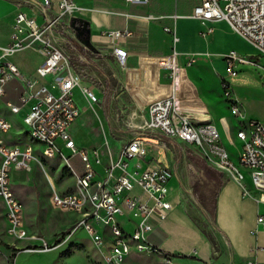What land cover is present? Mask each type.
Listing matches in <instances>:
<instances>
[{"label": "built area", "instance_id": "1", "mask_svg": "<svg viewBox=\"0 0 264 264\" xmlns=\"http://www.w3.org/2000/svg\"><path fill=\"white\" fill-rule=\"evenodd\" d=\"M34 5L42 15V22L21 10L12 26L11 43L0 47L3 52L0 97L5 94L7 84L17 80L25 86L21 105H8L13 113H19L23 105L29 106L23 117L30 137L27 144L7 143L1 138L11 130L12 123L0 116V200L5 207L8 235L17 239L28 237L24 205L12 184V173L27 171L34 163L43 165L45 160L57 158L72 173L75 185L66 192L54 189L50 201L55 208L78 216L76 228H84L89 233L107 264H123L133 250L161 253L158 246L150 243L149 236L154 230L153 220H164L171 209L167 198L169 183L180 163H175L174 170L162 164L143 166L150 136L180 140L193 147L214 169L230 176L240 186L243 197L252 195L246 183L248 174L254 192L264 202V117L248 121L237 132L243 144L238 159L234 160L218 126L204 120L197 107L195 87L186 67L178 60L180 39L175 27L165 28L173 36L169 53L139 56L136 66H129L127 52L116 46L120 39L130 37L131 32L123 29L103 33L115 46L113 54L124 71L126 89L133 93L137 90L135 93L146 102L135 127L141 135L123 144L107 164L103 147L79 145L71 127L81 115L75 101L81 80L71 64V50L59 41L58 34L63 20H71L85 9L75 0H37ZM191 16L199 20L204 40L212 35L214 23L225 21L234 33L253 45L258 58L235 49L224 53L226 72L236 76L243 66H260L264 85V60L259 61L264 59V0H200ZM26 49L36 51L43 58L36 74L47 81L29 77L8 59ZM197 56L190 54L188 65L195 63ZM224 89L231 99L229 82ZM83 92L89 101H98L90 87L86 86ZM231 113L242 116L237 102L231 106ZM135 190L140 193L136 194ZM119 216H128L135 226L126 229L119 222ZM257 223L264 228V215L258 217ZM245 264L264 263L248 261Z\"/></svg>", "mask_w": 264, "mask_h": 264}, {"label": "crops", "instance_id": "2", "mask_svg": "<svg viewBox=\"0 0 264 264\" xmlns=\"http://www.w3.org/2000/svg\"><path fill=\"white\" fill-rule=\"evenodd\" d=\"M36 1L0 0V47H7L11 43L10 35L12 26L15 23L17 14L21 10H24L32 17H36L37 20L42 18L38 8L34 5ZM77 2L85 10L76 13L73 17L77 18V22H88L90 39L92 40L94 48L101 53L111 54L115 58L113 54L115 46L110 44L103 36L104 32L123 29H128L131 32L130 37L120 39L116 44V46H119L127 52V64L129 66H136L139 56H162L168 54L173 43V36L166 32L165 28L175 27L180 39L177 44V50L180 52L178 60L181 66L186 67L187 75L195 87L196 94L204 104L205 108L200 104V101L197 102V107L203 113L202 118L212 121L218 126L223 143L233 159H238L243 142L238 138L237 132L246 126L243 128L240 125L236 131V139L239 142V147L233 152L224 140V133L227 134L228 142L234 143L231 130L239 125L236 119L237 117L241 118V116H235L231 113V117L226 112L224 114L227 117L222 116V114L217 116L212 112L213 108L211 104L206 101L211 109L209 110L206 103H204V99H202L203 97H201L197 82L194 81L196 78L192 76V71H197L202 67L204 69L206 68L205 66H201V64L206 65L205 56L212 58L217 54L215 46L218 38V29L221 25H224L220 21L219 23H214V31L208 40H204L201 37V24L199 20L191 16L193 8L200 3V0H149L148 2L134 3L127 2L126 0H77ZM149 15H152V17H149ZM230 31H232L231 28ZM193 53L198 54L196 61L192 65H188L189 55ZM2 54L3 52L0 49V56ZM201 56L202 58H199ZM247 56L258 58L257 53ZM8 59L15 63L24 74L31 78H39L36 74V68L42 63L43 58L36 51L26 49L9 56ZM263 60V58H259L260 62H263ZM198 61L200 62V66L197 64ZM222 61L226 68L223 57ZM249 67H252L254 71L256 70V67L253 66H243L239 73L248 70ZM234 77H238V74ZM39 79L41 82L48 80L46 78ZM162 80H165V75H162ZM259 84H261V91L264 94L262 72L261 82ZM24 89V84L13 80L7 84L5 94L0 97V116L8 119L12 123L11 130L1 136L7 143L27 144L30 141L27 132L28 129L23 122V117L27 114L29 106L23 105L19 113H13L8 105V103L21 105L20 99L25 92ZM135 92L138 91L135 90L134 93L128 91L141 112L145 108L146 102ZM228 99L230 100V108L235 102L239 105L233 95L231 99ZM229 118L234 120L233 124L230 123ZM16 131L18 134L15 139L13 132ZM71 131L75 140L81 146H98L92 144L93 139L95 141L102 139L101 135H98L97 138L91 136L95 131L91 133L90 138L87 137L86 125L79 118L73 123ZM9 134L11 135V141L6 140V136ZM147 139L149 141L147 143L148 152L145 156L146 161L143 163V166L155 164L167 166L169 157L162 148L158 147V140L153 137H147ZM168 140L193 148L180 140ZM116 155L117 153L114 156ZM199 156L201 158L197 157L190 164L189 173L190 175L193 173L192 175L203 177L200 194L204 198L208 210L214 207V213H210L199 202V195L196 192L195 195L188 194L189 189H191L190 186L192 189L194 186L189 180L186 181L182 177L180 171L181 166L179 165V168L175 169V176L169 183L167 198L171 203V209L164 220H153L154 230L149 236L150 243L158 246L161 253L145 254L133 250L125 262L131 256L138 257L139 254H145L146 256H155L159 259L165 258L170 264H245L248 261L264 263V228L257 223L258 217L264 215V202L260 201L259 194L254 192L249 175L247 174L246 183L252 195L243 197L240 186L230 176L226 174L227 179L224 180L223 175L225 173L223 174L212 166H208L205 159L201 155ZM110 158L105 156L104 161L106 164L110 161ZM53 160H57V158L50 159V161ZM201 162L215 171V178L212 179L205 173L204 165ZM175 163L173 161V164L167 167L174 170L173 166ZM21 172L23 171H14L13 173ZM73 188L74 186L71 189L68 188L60 192H66ZM135 193L139 194L140 192L139 190H135ZM198 205L207 213L208 219L213 222V226L217 231L216 239L219 241L221 251L216 252V256H214L213 252V242H211L208 235L201 229L198 223L199 221L193 217V207ZM74 216L78 219L77 215ZM118 220L126 229H132L135 226L134 222H130L128 216H119Z\"/></svg>", "mask_w": 264, "mask_h": 264}, {"label": "rangeland", "instance_id": "3", "mask_svg": "<svg viewBox=\"0 0 264 264\" xmlns=\"http://www.w3.org/2000/svg\"><path fill=\"white\" fill-rule=\"evenodd\" d=\"M77 2V0H75ZM78 3V2H77ZM86 3V2H85ZM42 22V18L38 20ZM219 23V22H218ZM216 42L217 54L209 58L205 56L206 68L192 71L197 82L201 97L212 106V112L217 116H231L230 100L224 94L225 85L230 83L234 98L242 110V116L237 117L238 124L231 130L234 143L228 142L227 134L224 140L233 152L239 147L236 131L240 125L244 128L250 119H262L264 113V94L261 91V67H252L238 74V77L228 75L222 56L230 49H236L247 55L257 53V49L237 33L230 31L225 21H220ZM59 41L70 48L71 64L80 76V86L75 91V101L81 115L79 119L86 125V134L90 138L102 139L92 144L103 147L107 158L114 156L123 144L137 135H141L136 127L138 115L141 113L125 87V74L111 54L101 53L91 44L83 42L72 26V21L65 19L59 27ZM199 58H202L199 57ZM200 66V62H197ZM196 64V65H197ZM208 67V68H207ZM204 69V71H203ZM199 76V77H198ZM201 78V79H200ZM259 81V82H258ZM202 84V85H200ZM90 87L98 96V101H89L84 95V88ZM202 86V88H201ZM202 89V90H201ZM198 97V95H197ZM198 101L204 107L198 97ZM208 106L209 110L210 107ZM205 108V107H204ZM210 112V111H209ZM226 112V114H224ZM232 117V116H231ZM231 124L233 119L229 118ZM15 139L18 132H13ZM158 140L168 158L167 166L173 161L179 162L182 177L194 186L200 184L203 177L189 173L190 164L199 156L194 148L168 140L160 136H150ZM11 135L6 136L11 141ZM168 149V150H167ZM174 159V160H172ZM208 166H211L206 161ZM224 174V173H223ZM224 180L227 175H223ZM12 184L24 205V225L28 232L26 239H17L7 233V223L4 216L5 207L0 201V264H107L104 257L95 247L91 236L84 228H76L74 213H66L55 208L50 197L54 189L63 191L75 184L72 173L59 160H46L43 165L36 163L30 170L13 173ZM188 194L195 195L190 186ZM198 201V198L196 197ZM198 209H196V208ZM193 207V217L199 222L201 229L213 238V252L221 251L216 239V229L208 219L207 213L198 206ZM61 240L60 243L57 242ZM48 247V251L45 250ZM170 264L165 258L139 254L131 256L123 264Z\"/></svg>", "mask_w": 264, "mask_h": 264}, {"label": "trees", "instance_id": "4", "mask_svg": "<svg viewBox=\"0 0 264 264\" xmlns=\"http://www.w3.org/2000/svg\"><path fill=\"white\" fill-rule=\"evenodd\" d=\"M201 164L202 165H204V170H205V173L210 177V178H215L216 176V174H215V171L214 170H212L211 168H209V167H207V166H205V164L203 163V162H201ZM201 189V186H200V184H195L194 185V190H195V192H196V194H198L199 196V202L208 210V207H207V205H206V203H205V201H204V198L202 197V195L200 194V190ZM210 213H214V207H213V209H209L208 210ZM209 237V239L211 240V242H213V238H211L210 236H208ZM61 242V240H59L58 242H57V244L58 243H60Z\"/></svg>", "mask_w": 264, "mask_h": 264}, {"label": "flooded vegetation", "instance_id": "5", "mask_svg": "<svg viewBox=\"0 0 264 264\" xmlns=\"http://www.w3.org/2000/svg\"><path fill=\"white\" fill-rule=\"evenodd\" d=\"M75 26H76V32L77 34L81 33V37H86L87 36V27L88 25H86L84 22H75Z\"/></svg>", "mask_w": 264, "mask_h": 264}, {"label": "water", "instance_id": "6", "mask_svg": "<svg viewBox=\"0 0 264 264\" xmlns=\"http://www.w3.org/2000/svg\"><path fill=\"white\" fill-rule=\"evenodd\" d=\"M77 21V18L76 17H73L72 18V26L73 28L76 29V26H75V22ZM86 25H88V22H84ZM78 37L81 38V33L78 34ZM83 38V42L87 45L91 44V39H90V29L87 27V36L86 37H82Z\"/></svg>", "mask_w": 264, "mask_h": 264}, {"label": "bare ground", "instance_id": "7", "mask_svg": "<svg viewBox=\"0 0 264 264\" xmlns=\"http://www.w3.org/2000/svg\"><path fill=\"white\" fill-rule=\"evenodd\" d=\"M80 86V85H79ZM48 251V250H47Z\"/></svg>", "mask_w": 264, "mask_h": 264}]
</instances>
